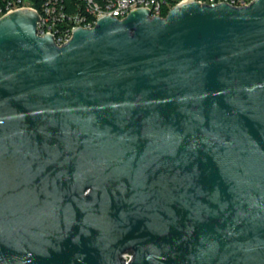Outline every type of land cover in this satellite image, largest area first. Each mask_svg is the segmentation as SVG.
I'll return each mask as SVG.
<instances>
[{"label":"water","instance_id":"95a60500","mask_svg":"<svg viewBox=\"0 0 264 264\" xmlns=\"http://www.w3.org/2000/svg\"><path fill=\"white\" fill-rule=\"evenodd\" d=\"M38 20L0 19V264H264V0Z\"/></svg>","mask_w":264,"mask_h":264},{"label":"built area","instance_id":"2783aa9c","mask_svg":"<svg viewBox=\"0 0 264 264\" xmlns=\"http://www.w3.org/2000/svg\"><path fill=\"white\" fill-rule=\"evenodd\" d=\"M189 1L242 7L254 0H0V19L18 10H33L40 17L37 21L38 35L51 34L61 46L72 39L77 28H94L102 17L121 20L140 8L148 9L151 17H166L175 6ZM126 259L129 260V255Z\"/></svg>","mask_w":264,"mask_h":264}]
</instances>
